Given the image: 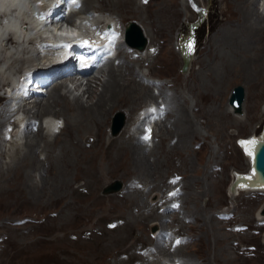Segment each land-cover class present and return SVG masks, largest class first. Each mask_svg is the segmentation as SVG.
<instances>
[{"label": "rangeland", "instance_id": "374dc122", "mask_svg": "<svg viewBox=\"0 0 264 264\" xmlns=\"http://www.w3.org/2000/svg\"><path fill=\"white\" fill-rule=\"evenodd\" d=\"M84 1L82 0L83 4ZM175 1L177 3L168 6L164 0H147L145 3L141 0H96L94 4H97V7L90 9L95 13L91 16L95 21L116 18L123 27L126 21L131 19L138 23L150 22L152 27L150 38L145 39V47L142 51L138 49L134 51L143 53L145 49L143 54L138 53L134 56L128 51L122 52L124 45L118 47L122 49L117 53L120 57H116L119 62L128 60L134 72H141L147 79L157 80L155 84H151L152 82L147 84V96L134 104L131 116L128 118L133 120L132 125H134L137 109L143 102L163 99L169 105L168 111L171 113L168 118L174 131L163 136L164 134L158 131L160 126L158 124L153 130L155 138L152 144L144 145L145 147L140 141H138L140 144L136 142L134 133L132 136L127 135L128 130L119 131L112 137H115L114 139H108L114 111L119 110L124 113L123 107H120L123 104L121 99L124 97H122L117 100L114 109L108 115H102L97 121L79 115L82 120L80 126L83 128L80 132H77L75 126L66 124L63 116L59 117L63 123L61 134H58L61 136L55 145L47 150L51 153V158L48 159L51 165L44 172L42 169L27 167L22 171L19 168L18 171L11 170L5 173L6 164L12 163L11 155L23 148L25 131L37 133L39 129H37L38 119L35 124L27 125L32 117L27 116L25 108L11 112L12 115L8 113V116L1 117L0 264H167L177 257L184 264H264V225L255 226L259 217L264 215V191L255 189L251 192L230 191L228 188L233 171H245L249 167L248 157L239 150L236 138L250 133L257 134L262 127L264 128V78L261 72L264 67L259 68L261 77L256 69H253L250 77H245L241 68H229L231 64L235 66L240 63L241 58H246L240 56L241 51L252 54L264 42V27L249 36H245L241 29L244 11L254 14L252 8L255 9L257 6V10L261 12H264V8L262 9L261 3H256L255 0L249 1L248 4L243 2L244 0ZM29 2L31 3V0L27 1L28 4ZM123 2L127 3L122 4ZM183 2L187 7L189 6V9L184 7ZM201 7L205 8L202 15L196 13ZM239 7L243 10L240 11ZM220 10L223 18L217 22ZM140 11L142 12L139 13ZM20 14L19 19L23 21L27 13ZM143 14H147L148 17L144 18ZM229 16L238 19L237 26L235 19H231L232 24L228 21L224 22L226 18L230 19ZM73 17L76 16L69 15L67 18ZM254 17L258 19L255 14L249 16V19H255ZM193 19L197 21L193 28L196 39L193 35L192 43L195 44L190 51L185 69H181L183 60L181 52L177 50L175 37L178 29L186 32ZM58 24L59 27L65 26V29H69L72 21L61 20L52 24V27ZM227 24L233 26L234 30L242 24L238 28L243 36L238 41L242 40V43L239 46L234 45L235 48L232 49L226 48L222 39L219 41V35H223L226 30L222 29L223 32L219 34L215 33L219 30L218 27ZM8 36L15 41H6ZM29 39H16L10 32L6 35L0 33V82H5L3 85L0 84L2 112L7 104L4 99L5 93L2 91L4 87L17 73H20L23 67L26 65L37 67L45 59V57L37 58L40 56L34 53ZM150 44L157 46L158 51L153 49L148 52L147 47ZM226 63L229 65L227 71L224 70ZM125 68L127 69V66ZM96 69L82 76H87ZM98 76L103 77L104 74L99 72ZM66 77L62 76L56 80ZM134 77L139 79L137 75ZM84 80L85 78L82 79ZM146 81L143 82L147 83ZM66 82L68 87L73 88L70 81L66 80ZM91 83L97 84L94 79ZM161 84L163 92L157 95L158 92L154 90L158 91L157 88ZM235 84H241L245 93L244 102L238 113L232 111L227 101L230 88ZM128 85L129 82L125 87ZM82 90L83 88L74 89L73 92L81 95ZM47 94L48 92L41 96L44 98ZM129 97L127 95V98ZM84 98H87V95ZM133 98L138 97L134 94L133 97L131 96V99ZM32 104L33 101L28 105ZM70 105L73 106V103ZM68 107L64 112L65 116L68 115ZM32 108L34 109V106ZM181 117L191 119L190 133L179 132L181 129L184 131ZM21 118H24L26 124L24 131L14 128L16 130L13 135L8 140L3 139L1 129L4 122L8 120L12 122L11 124L13 121L18 123ZM41 128L43 131L46 129L44 125H41ZM17 131L19 133L15 134ZM52 134L54 133H50L47 137L50 139ZM96 137L99 141L88 153L94 154L97 166L90 167L83 162L88 153L83 152L82 155L79 151L77 153V148L80 147L72 141L80 138L83 146L89 149ZM135 144L140 148L142 146L141 151L144 152L146 162L150 165L140 169L133 165L132 149ZM64 145L66 147L63 149ZM103 146L108 149L107 154L104 153L106 150ZM36 151L37 149L34 154L38 155V160L46 165L44 153L37 154ZM59 152L65 155L69 152L73 156L77 155L75 164H68L62 168L64 170L60 175L57 173L60 172L62 158L57 160L58 156L55 157L60 154ZM148 154L150 156H147ZM122 157L129 163L125 167L117 166L123 160ZM215 163L221 166L220 170H215L213 165ZM94 169L100 172L99 175L102 177L96 187L93 180L82 178L85 177L84 170ZM146 170L150 172L147 173ZM38 172L45 176L47 173L46 179L40 180ZM171 174L181 176V210L177 211L179 215L171 212L162 216L163 220L160 221V214H156L155 208L139 207V204L143 199L153 204L167 188V177ZM59 177L64 178L61 180ZM74 177L77 179L73 180ZM114 179L121 181L120 189L103 194L102 186ZM131 179L135 180L133 184H130ZM92 190L97 196L95 201H91L87 194V191ZM152 194L157 197L151 199ZM141 210L142 213L138 214ZM220 210L232 211L234 217L230 223H243L248 225V228L238 232L227 229L226 224L215 216V212ZM145 214L149 216L142 217ZM117 218L122 221L120 225L112 229L105 227L107 220ZM157 221L161 222L160 226L170 230L177 229L175 231L179 234H187L188 241L175 250L168 251V247L165 248L160 243L163 235L160 231H158L159 236L155 238L151 236L148 224ZM251 227L253 232L250 231ZM236 241H241L243 246L253 245L255 247L252 249L253 254L239 253V249L235 246Z\"/></svg>", "mask_w": 264, "mask_h": 264}, {"label": "bare ground", "instance_id": "6f19581e", "mask_svg": "<svg viewBox=\"0 0 264 264\" xmlns=\"http://www.w3.org/2000/svg\"><path fill=\"white\" fill-rule=\"evenodd\" d=\"M26 1L27 0H0V11H5L6 9H13L14 13H15V14H12L11 12L6 13V17H8V20H7L8 22H6V27H9L10 25H12L13 27H16V25L19 23L18 19L21 16L20 13L23 12V14H24L23 10H24V8H27L25 6ZM164 1L168 4V6H171L172 4L177 3L175 0H164ZM249 1L251 2L252 0H244L243 2L248 4V3H250ZM255 1H256V3L260 2L261 8L262 9L264 8V0H260V1L255 0ZM92 2H93V4H92ZM94 3H96V0H85L83 6L78 8L77 10L72 11L70 13V16H72V15L77 16L81 13H87L89 15L94 16L95 13L92 10H93V8L97 7V4H94ZM126 3L127 2H123L122 4H126ZM183 5L186 8L189 7V6L187 7L184 2H183ZM187 5H188V3H187ZM243 6H245V5L243 4ZM33 7L37 8V5L33 4ZM245 7H244V9H245ZM90 9H92V10H90ZM238 9L240 11L243 10V8L240 9V7ZM141 12L142 11H140L139 13H141ZM252 12H254V14L256 15V17L258 19H256L255 17H254L255 19H249V16L252 17V15H254L251 12L244 11V13H243L242 20H244V21H242L243 27L241 29L244 31L245 36L246 35L249 36L251 34H254L256 31H259L260 29H262V27H264V12L258 11L257 6L255 9L252 8ZM178 15H179V13H178ZM143 16H144V18L148 17L147 14H143ZM25 17H27V16H25ZM84 17L85 16L78 19V24H79L78 26H73V27H69V29H65L64 25H63L64 27H59V26L53 25V28L50 30L48 29L47 26H41L43 28L42 31L44 33H52L55 31H59L61 33H66V37L71 36V35L75 34V32L80 31V28L86 27V24L84 23V21L82 19ZM222 18L223 17H222L221 10H220L217 22H220L222 20ZM229 18L230 19L226 18V20L224 22L228 21L229 24H232L233 22L231 19H235L236 20V26L238 25V23H239L238 19H236L235 17H232V16H229ZM73 19H75V18L73 17L72 21H73ZM29 20H30L31 26L33 28H37L39 26L38 23H40V21H38L34 18H31V17H29ZM138 25L140 26L142 35H144L147 39L149 37V35L152 34V27H150V25H151L150 22L149 21L146 23H140L139 22ZM190 26L192 27L193 24H191ZM239 27H236V30H234L235 28L233 26H230L228 24L222 25L221 27H218L219 30H216L215 33L219 34V33H221L222 29L226 30V31H224V34L222 33L223 35H219V41L222 39V41H224L223 42L224 46L228 49H232V48H235L234 45L239 46L242 43V40L238 41L239 38L242 39V37H243L241 35V32L238 30ZM57 28H61V29L58 30ZM20 30H21V32L26 31V29H20ZM180 33H181V29H178L177 35L175 37V43L178 47V50L182 49V46L179 45V38H178ZM12 40L15 41L10 36L6 37V41L11 42ZM251 41H253V40H251ZM208 44L210 47V41L208 42ZM260 47L262 48L261 50L259 49ZM194 49L196 51V46ZM134 50L137 51V48L132 49V51H134ZM250 50H251V48H250ZM247 53L248 52H242L241 51L240 56H245L246 58L245 59H244V57L241 58L240 63H237L235 66H231L232 65L231 64L229 68L230 69H233L235 67H237L238 69L241 68L242 69L241 71L244 74L243 76H245V77H250L253 74V69H256L259 77H261V72H262L263 78H264V69L261 72L259 70L260 66H261V68L264 67V42L258 46L257 50H254V53H252V54L251 53L247 54ZM115 57H120V56L116 55ZM135 60L137 61V59H135ZM188 60H187V62H188ZM127 61L122 60L119 63L113 64V60L110 59L104 66L98 67L95 70V72H93V73L90 72V74H88L87 76H84V77L83 76H80V77L67 76L64 79L52 81L49 84V87L47 89V92H48V94L46 96L47 98L44 97L46 99H44L42 96L36 97L35 99H33L35 101L33 102V104L31 106L27 105L25 107V110L27 112V116L32 117L33 123H35V120L38 119V128L37 129H39V130L37 133H29L28 131H25V133L23 134L24 140L22 142L23 148L20 151H15L11 155L12 163L8 162L6 164L5 173H7L11 170H12V172L18 171L19 168H20V171H22L24 168H27V167L28 168L34 167L36 170L42 169V171L44 172L46 170V168L51 165V161L48 160L49 158H51V153L50 152L48 153L47 150L49 147H52L53 145H55V143L57 142V139L61 136L58 134L59 133L61 134L62 128H59V130L56 133L52 134L51 138L49 139L47 136L51 133L50 127L52 126V122L49 121L48 122V124H49L48 130L45 129V131H43L41 128V122H40L43 117H49V120H50V118H52V117L59 118V117L63 116L66 120V124H69L71 126H75L77 132H80L81 130L83 131V128H81V126H80V123H82V120L80 119L79 115H82V117H84V118H86V117H88V119L91 118L92 121H97L98 118L101 117L102 115H104V114L108 115V113H110L114 109V106L116 105L117 100L124 97L123 99H121V103H123L124 105L122 104L120 107H123L122 110L124 111V113L123 112H121V113H123L125 116V121H124V124L122 126L121 132H125L129 128V126L133 123L130 120L131 118H128V117L131 116V112L133 110L134 104L139 99L147 96V94H148L147 84L144 83L143 81H140L139 79H135L134 76L137 75V72L133 71V69L130 67V65L128 64ZM258 62H260V64ZM257 63L259 65H257ZM125 66H127V69L125 68ZM228 66H229L228 63H226L224 70H226V68ZM99 72L104 74V76L99 77L98 76ZM89 77H91V79H89ZM83 78H85L84 81H82ZM92 79L95 80V82L97 83L96 85H93L91 83ZM66 80L71 82V84L73 85V88L67 86ZM127 82H129V85H128V87H125ZM83 83H85V84L83 85ZM0 84L3 85V84H5V82L1 81ZM80 88H83L81 95H78V94L76 95L73 92L74 89L77 90ZM71 89H73V91ZM157 89H158V93L161 94L163 92V85L162 84L159 85ZM61 90H63V92H61ZM61 93H63L64 95L62 96ZM134 94H135V96L138 97L137 99H134V98L131 99V96L133 97ZM85 95H87V98H84ZM127 95L130 97L127 98ZM244 97H245V93L243 90V100L241 102V106L244 102ZM205 98H208V96H205ZM126 100H129V101H126ZM71 103H73V106L70 105ZM33 106H34V109L32 108ZM66 107H68L67 111H69V112H67L68 115L65 116L66 113H64V112L66 111ZM3 110L5 111L6 109H3ZM263 110H264V107H263ZM4 111L3 112L0 111V119H1V117H4V115H3ZM170 113L166 114V117L157 123V124H160V126H158V131H160L159 132L160 134H164L163 136H165L167 133L169 134L170 132L174 131V129L171 127V122L169 121V118H168ZM181 118H183V117H181ZM190 120H191L190 118H187V119L183 118V120H182L183 122L179 121V123L180 122L184 123V131H183V129L180 130V128L179 129L176 128V129L178 131L180 130L179 132L190 133V131L192 130V128L190 126ZM240 120H242V119H240ZM177 121L178 120H176V122ZM87 122H89V121H86V123ZM101 131H102V129H101ZM184 133H183V135H184ZM172 134H175V133H172ZM127 135L132 136L133 134H127ZM30 136H32V137L30 138ZM113 136H115V135H113V134L110 135L108 132V135H107L108 139H111ZM249 136L248 137L244 136L243 140H245V141L253 140V139H250ZM254 137H258V136H254ZM114 138H112V139H114ZM162 139H163V137H162ZM81 140L82 139H80V138H76L75 141H72L75 145L80 147V149L77 148V153L79 151L81 153V155L83 152L88 153V151H90V149L93 150V145L99 141V139L96 137L95 141L90 144V148L88 149V148L83 146ZM104 141H106V140H104ZM65 147L66 146L64 145L63 149ZM127 147H129V146H127ZM239 147L240 148L242 147L241 149H243V152H245V154L250 156L249 155V148H246V146L244 144H241V146H239ZM103 148L106 150V151H104V153L107 154L108 149H106V146H103ZM253 148L254 147L250 148L251 152H252ZM36 149H37V151H36L37 154L38 153L40 154L42 152L44 153V159L47 160L46 165H44V163L42 161L38 160V158H37L38 155L36 156V154H34ZM50 149L52 150V148H50ZM141 149H142V146L140 148L138 146V144H135L134 148L132 149L133 154H134L133 165L135 167H138L139 169H140V167L143 168L145 166L150 165L149 162L148 163L146 162L145 156L143 155L144 152L141 151ZM15 150H17V149H15ZM86 155H87V158H84L83 162L86 163V165L88 164L90 167H96L97 166V164H96L97 160H96V158L94 159V154H92V152H91V153H88ZM76 156L71 155V152H69L67 155L62 154V153L56 155L55 157H57V160L60 159V157H61L62 162H63L60 164L61 169H60V172L58 171L57 174L60 175V173H62L64 170L62 168H65L68 164H70V165L75 164L76 159H77ZM147 156H150V155L148 154ZM146 158H148V157H146ZM121 159H123V160H121ZM121 159H120L121 162H119L120 164H117V166L119 165L121 167H125L129 164L124 157H122ZM126 162H127V164H126ZM107 166H108V164H107ZM80 168H79V170H80ZM84 171H85V173L83 175L85 177H82L83 180H93L95 187L98 185L99 181L102 180V177L99 175L100 172L98 173V171L96 169L84 170ZM145 172L149 173L150 171L146 170ZM248 173H249L248 177L244 178L246 181L257 180V176L253 171H251L249 169ZM38 174H39L40 180H43V179L45 180L46 176L48 175L46 173V176H45L41 172H38ZM101 174H103V173L101 172ZM5 175H7V174H5ZM25 177L26 176H24V178ZM59 178H61V180H63L64 177L63 178L59 177ZM75 179H77V177L73 178V180H75ZM28 180H31V179L28 178ZM151 181H153V179H151ZM153 185H156V183H153ZM256 186L261 187L260 184H257ZM242 189H244V188H242ZM87 194L90 197L91 201L97 200L96 193L93 190L90 192L87 191ZM154 195L155 194H152L151 197H153ZM139 207L151 208L152 205H150V203L147 200L143 199V200H141ZM141 213H142V210L138 214H141ZM164 215H166V214L161 213L159 215L160 221L163 220L162 216H164ZM147 216H149V215L148 214L142 215V217H147ZM263 217L264 216H261L260 218H263ZM107 221H110V220H107ZM155 224L159 225V224H161V222L157 221V223H155ZM148 225H150V230H152L151 226L153 224L149 223ZM24 250H25V248H24ZM176 250H178V249H176Z\"/></svg>", "mask_w": 264, "mask_h": 264}, {"label": "water", "instance_id": "95a60500", "mask_svg": "<svg viewBox=\"0 0 264 264\" xmlns=\"http://www.w3.org/2000/svg\"><path fill=\"white\" fill-rule=\"evenodd\" d=\"M128 26L126 27L125 37L130 45H134L137 48L141 49L145 44V38L141 33L139 25L134 21H128ZM187 58L184 57L182 69L186 66ZM243 98V87L241 84H235L230 88L227 101L233 106L235 112L240 111V104ZM123 123V115L117 111L114 112L113 117L111 118V130L112 133H116ZM251 167L253 172L257 175L259 179L263 182L264 185V137L257 140V143L253 149L252 158H251ZM232 185L235 184L240 178L241 174L236 175ZM120 187L119 180H112L109 183L105 184L102 187V193H109L117 190Z\"/></svg>", "mask_w": 264, "mask_h": 264}, {"label": "snow or ice", "instance_id": "6c2138e0", "mask_svg": "<svg viewBox=\"0 0 264 264\" xmlns=\"http://www.w3.org/2000/svg\"><path fill=\"white\" fill-rule=\"evenodd\" d=\"M64 2H65V3H70V4H72L74 7H79V0H64ZM145 2H146V0H145ZM40 18L43 19L44 17L41 16ZM115 36H116L115 33H112V34H111L110 43H112V42L114 41ZM87 43H88L87 41H84V44H87ZM54 47H68V45H56V46H54ZM187 47H188V49L191 51V50H192V43L189 42V44L187 45ZM109 55H110V53H109ZM158 110L162 112V108H161V109L151 108V109H149V112H153V113H154V112H156V111H158ZM146 132H147V134L143 137V139L147 141L148 139H150L151 129H147ZM241 143L244 144V145L246 146V148H249V155H251V150H250V148H251V147H254V146L256 145L257 141H255V140H249V141H242ZM178 179H179V177H177L175 180H173V181H171V182H172V183H175L176 180H178ZM241 186H243V185H241ZM178 194H179V190H177L176 192H171V193H169V196H170V197H174V196H177ZM171 207H172V208H177V207H179V205H178V204H172ZM181 242H182V241L177 240V241H176V244H179V243H181Z\"/></svg>", "mask_w": 264, "mask_h": 264}]
</instances>
